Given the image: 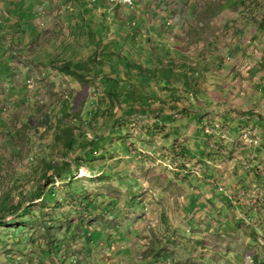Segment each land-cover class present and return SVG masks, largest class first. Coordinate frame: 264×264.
<instances>
[{
	"label": "rangeland",
	"instance_id": "obj_1",
	"mask_svg": "<svg viewBox=\"0 0 264 264\" xmlns=\"http://www.w3.org/2000/svg\"><path fill=\"white\" fill-rule=\"evenodd\" d=\"M263 2L136 0L130 14L145 16L141 33L149 29L155 45L166 39L170 53L180 48L206 65L202 92L186 94L177 83L173 95L161 87L164 102L153 105L164 111L117 117L116 104L114 114L92 120V101L109 107L99 79H75L51 62L71 58L70 42L87 58L100 22L110 23L104 44L114 43L118 23L130 18L126 7L0 0V205L10 208L0 206V264H264ZM79 91L90 123L75 134L88 153L95 140L97 151L84 163L72 161L84 150L65 156L61 146L50 148L57 111ZM46 115L53 129H27L29 117L39 125ZM45 159L69 161L74 170L47 186L53 199L32 194ZM93 196L99 207H85L82 199ZM69 227L77 233L69 235Z\"/></svg>",
	"mask_w": 264,
	"mask_h": 264
},
{
	"label": "trees",
	"instance_id": "obj_2",
	"mask_svg": "<svg viewBox=\"0 0 264 264\" xmlns=\"http://www.w3.org/2000/svg\"><path fill=\"white\" fill-rule=\"evenodd\" d=\"M13 2L14 1H11L9 6H11ZM76 2L78 5L85 7H88L86 5H93L92 0H76ZM125 7L129 11L128 17L130 18L128 21H121L118 23V29H115L114 31V43L110 42L104 44V34L105 31L108 30L110 23L100 22L98 25L100 29H98L97 26L91 30L94 33L93 35L95 39L93 40V43L95 47L87 58L77 54L78 49H76L70 42L68 51H72L70 53L71 58H67V55H56L57 58L51 62L53 65L58 66V68L64 73L74 76L75 79L78 77L82 80H86L89 77L99 79L105 95V97H102L101 99H109V107H104V105L96 104L95 101H92L88 110V114H90V116H88L92 120H95L100 115L106 116L108 113L110 115L114 114L113 109L116 104H118V110L115 112L117 117L119 113L120 115L124 114V116L132 117L136 115L146 116L147 113H150L153 109H160L159 112L162 110L164 111L165 108L163 106L158 105L157 107H154L153 105L158 101L164 102L163 99L158 97V89L161 87L170 90L173 95L175 94V88H178L176 87L177 83L181 85V90L186 94L190 93L192 96H197L199 92H202V89L199 87V80L202 78V72L205 71L206 65H202L200 62L192 63L191 57L184 55L180 48L171 51L170 53L169 48L167 47L168 41L166 39H163L162 43L158 46L155 45L153 39L149 37V33L151 32L149 29H146L147 31L145 35L144 33H141V29L147 27L145 16L144 19L141 17L133 18L130 13L134 12V9L129 8V6ZM224 7L225 6L222 8L224 9ZM83 9L88 11L86 8ZM10 10L14 13L18 12L17 8ZM145 10L146 9L143 8V12ZM80 19L82 22V17H80ZM133 19L135 22L132 23ZM12 24L13 23H11V26ZM167 25H170V22H168ZM152 26L154 25L151 24L150 27ZM91 28L93 27L91 26ZM263 29L264 13L261 16L260 21V30ZM78 31L79 33L83 32L81 28L78 29ZM157 34L161 37L164 36L162 32ZM144 41L148 45L146 48H143L142 46ZM101 43L103 44L102 48L100 47ZM99 55L102 57H99ZM44 64H48V62ZM64 102L65 103H63L60 110L57 111V113L60 114V117L57 118L56 127L54 128L56 141L55 144L53 143L50 145V148L54 149L61 146L65 156L71 152H76L78 149L79 153L81 150H84L80 155L74 156L72 161H78V163L87 162V160L95 158L93 155L97 152L93 151L95 140L89 142L91 145V152L88 153L87 149H84L85 146L87 148V142L82 140L79 135L77 136L75 134V129L78 128V126H84V124L90 123L82 117L86 96L84 92L79 91L72 98V102L69 99ZM101 104L103 103L101 102ZM176 108L177 106H172L168 109L169 111H172V113H169V116L175 114ZM45 117L46 119L44 122L39 125L34 124L31 121V117H29L26 122L27 129L29 131L39 132L40 129L35 127H42L45 124L48 126V129H53V125H49L50 117L47 115ZM70 118H74V123H77V125L72 126L70 124ZM9 143L15 144V141L11 139L9 140ZM16 153L20 154L19 151H16ZM32 160L33 158H31L30 162H32ZM45 164V170L41 174L42 184L32 194H35L34 197L47 195L49 198L53 199L56 192L53 187L45 192L48 189L47 186L50 184L54 185L55 177L59 179L60 177L63 178V172H66L68 177H72L74 175V170L72 171L71 163L69 161H64L60 164L54 159H45ZM98 199V196H93V204V201H89L86 197L85 200L82 199L84 201L83 205H86L85 207L87 208L90 205H94L98 208L100 203ZM5 203L6 201L0 206L2 209L6 210L8 207H6ZM23 204L24 203H21V205ZM13 208L14 210H17L20 206H14ZM7 210L8 211L6 212H9L10 208ZM26 210L31 213L32 207L29 205ZM88 228L89 226H87V224H83V230H87ZM76 233L77 231L75 229L69 227V235H75ZM88 236L98 238L100 237V232H92ZM90 237L89 239L91 240L92 238ZM64 244V239H61L57 241L55 248L61 249ZM161 254L163 256H168L166 249H163ZM148 258H153V256L150 254Z\"/></svg>",
	"mask_w": 264,
	"mask_h": 264
},
{
	"label": "clouds",
	"instance_id": "obj_3",
	"mask_svg": "<svg viewBox=\"0 0 264 264\" xmlns=\"http://www.w3.org/2000/svg\"><path fill=\"white\" fill-rule=\"evenodd\" d=\"M96 1L103 2V3H107V4H109V5H111V4H118V5L129 6V7H131V8L135 7V3H136V0H134L133 5L131 6V5H128V4H126V3H123V2H117V1H110V0H92L93 5L91 6V8L94 7V3H95Z\"/></svg>",
	"mask_w": 264,
	"mask_h": 264
},
{
	"label": "built area",
	"instance_id": "obj_4",
	"mask_svg": "<svg viewBox=\"0 0 264 264\" xmlns=\"http://www.w3.org/2000/svg\"><path fill=\"white\" fill-rule=\"evenodd\" d=\"M110 1L123 2V3H126V4L131 5V6H132L133 3H134V0H110ZM28 82L30 83L31 80H28Z\"/></svg>",
	"mask_w": 264,
	"mask_h": 264
},
{
	"label": "crops",
	"instance_id": "obj_5",
	"mask_svg": "<svg viewBox=\"0 0 264 264\" xmlns=\"http://www.w3.org/2000/svg\"><path fill=\"white\" fill-rule=\"evenodd\" d=\"M246 123H244V124H246V125H248V124H251V123H248V121H245ZM254 124V123H253Z\"/></svg>",
	"mask_w": 264,
	"mask_h": 264
},
{
	"label": "bare ground",
	"instance_id": "obj_6",
	"mask_svg": "<svg viewBox=\"0 0 264 264\" xmlns=\"http://www.w3.org/2000/svg\"><path fill=\"white\" fill-rule=\"evenodd\" d=\"M1 192V191H0Z\"/></svg>",
	"mask_w": 264,
	"mask_h": 264
}]
</instances>
